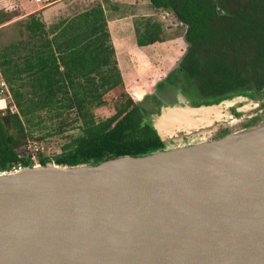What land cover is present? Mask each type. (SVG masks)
Returning a JSON list of instances; mask_svg holds the SVG:
<instances>
[{"label": "water", "instance_id": "water-1", "mask_svg": "<svg viewBox=\"0 0 264 264\" xmlns=\"http://www.w3.org/2000/svg\"><path fill=\"white\" fill-rule=\"evenodd\" d=\"M177 100L151 114L161 150L1 173L0 264H264V114L231 111L260 102Z\"/></svg>", "mask_w": 264, "mask_h": 264}, {"label": "trees", "instance_id": "trees-1", "mask_svg": "<svg viewBox=\"0 0 264 264\" xmlns=\"http://www.w3.org/2000/svg\"><path fill=\"white\" fill-rule=\"evenodd\" d=\"M150 1L184 26V32L174 37L183 36L187 49L178 65L156 83L155 91L138 100L125 90L101 3L49 28L38 13L29 15L25 25L29 38L0 49V66L18 109L0 110V170L31 165L33 155L42 164L80 165L161 150L165 142L151 114L167 104L166 93L180 90L193 105L245 96L259 101L258 110L264 114V0ZM7 12L0 8V25L10 21ZM161 21L150 17L143 27H136L138 45L168 39ZM117 90L125 99L114 114L96 115L95 109L107 105V95ZM42 122L49 125L35 136L36 125ZM228 132L223 127L216 137ZM55 135L66 139L60 153L51 157L40 150L21 155L29 141Z\"/></svg>", "mask_w": 264, "mask_h": 264}, {"label": "rangeland", "instance_id": "rangeland-1", "mask_svg": "<svg viewBox=\"0 0 264 264\" xmlns=\"http://www.w3.org/2000/svg\"><path fill=\"white\" fill-rule=\"evenodd\" d=\"M16 1H17V3L18 2L20 3L21 0H16ZM41 1H43L42 4L44 6H46L52 0H41ZM92 1L99 2V0H92ZM72 2H73V0H72ZM65 4L67 5V4H69V2H66ZM43 5H42V7H43ZM145 5H150L147 0H145ZM12 7L16 8L15 2L12 4L8 0H6V2L4 4H0V8L2 10L8 11L7 13L9 15V19H10V21H7L6 23L0 25V49L10 45L11 43L17 42L18 40H20L22 38H25V39L29 38V32H28V30H26L25 25H26V21L29 20V15L26 13H28L30 11V9H26L23 7H17V10H16L15 8L11 9ZM64 7H65V5H64ZM64 7H62L61 10H59L60 13L57 15L56 19H55V17L53 18V20H52L53 23H55L56 21L60 20L63 17L72 16L74 13H76V11L78 12L79 10H82V9H80L79 5H76L75 9H73V7H71V5L67 6L65 8ZM122 8H123V5H122ZM118 11L120 14L130 13V10H128V9H121L120 8ZM151 12L152 11L150 10V7L148 6V8H147V6H145L143 12H141L142 15L138 17L136 24H138V26L143 27L145 25V21L150 17L157 19L159 21L162 20L161 19V17H162L161 13L163 12L162 10L155 9V11L152 12L154 14H152V15L150 14ZM38 16L41 18L39 13H38ZM161 22H163L164 28H165L166 32L169 34V37H174L175 34H182L185 30L184 26L178 24L177 22L175 25L174 24L170 25V22H166V21H161ZM51 26L52 25H50V27ZM133 34H135V32H133ZM169 37L167 40L172 39ZM167 40H166V42L161 43L160 45H154L152 48H149V51H146L147 53L145 55L141 54V57L136 56V61H137V65H138L137 68L132 66L131 69L128 67L124 68V71L122 69V73L123 72L127 73L125 77L123 76V79L125 78L124 80L126 83L136 81L137 79L140 78L139 76L137 77L136 75L137 74L138 75L144 74V72L142 70L149 68L148 70L155 72L156 75L154 76L153 74H148V76L144 77L143 79L145 80L144 82L151 84L153 80H158L159 78L163 79L175 67V63L178 64L180 62L182 55L186 52L187 43L185 42L184 39H181V38L179 40H177V39L173 40V41L170 40L168 42H167ZM129 59L131 60V58H129ZM127 64L123 62V65H127ZM127 69L128 70L130 69L129 72L127 71ZM147 69H146V73H148ZM134 70L135 71L140 70L139 72H141V73L135 72L136 74H134V73L131 74L130 71H134ZM125 89H126V87H125ZM150 89H151L150 85L147 84V86L144 88V90L141 91L139 94H135L131 90L130 86L126 91L129 93L128 95H130L134 99L138 100V99H140L139 96H141L143 98L146 94L153 93L155 91L154 90L153 92H148V91H150ZM166 95H168V96H166ZM163 97H164L165 103L166 102L170 103L171 101L175 102L176 101L175 99L178 96H175V94L173 92V93H166ZM124 99L125 98H124V94H123L122 90L110 92L107 95V105L96 108L95 114L101 118L108 117V116L114 114L115 106ZM262 110L263 109L258 110V111L252 110L253 112H250L251 114H249V115H246L247 113L244 114L241 117V119H243V123L246 125V123L248 121H250V120L254 119L255 117L263 114ZM46 124L49 125V122H47V123L42 122L41 124L40 123L37 124L34 135L40 136V135L44 134L46 128H44L42 130V126H44ZM223 127H225V125L220 124L213 130V132L218 134V131H221V129ZM205 138H208V135L206 133H202V134L199 133V134H194V135H190V136H182V137H178L174 140L169 141L167 143V145H170V146H180V145H184V144L186 145L189 143L191 144V143L202 141ZM65 141H66V139L63 138L61 135H55L54 137H50V138L46 137L45 140H43V141L36 140V142H38L40 144V146L42 147L43 152L46 155H49L51 157L60 153V148ZM24 154H28V152L26 150V146H23V148H22L21 155L23 156Z\"/></svg>", "mask_w": 264, "mask_h": 264}, {"label": "crops", "instance_id": "crops-1", "mask_svg": "<svg viewBox=\"0 0 264 264\" xmlns=\"http://www.w3.org/2000/svg\"><path fill=\"white\" fill-rule=\"evenodd\" d=\"M8 1L12 4L15 2L16 8L12 7L11 9L15 8L17 10V7H23L26 9H30V11L26 13L28 15L33 14V13H39L41 18L43 19V22L46 24L47 28H49L50 25L54 24L52 22L53 18L55 17L56 19L57 15L60 13L59 10H61V8L64 7V5L65 7L71 5L73 9H75L76 5H79L80 9L82 10H79L78 12L76 11V13H74L72 16L63 17L60 20L56 21L55 23H59L62 20H65V19L68 20L72 17H75L76 15L91 9L94 5L101 3L105 10L106 18L108 21V30L110 33L112 44L114 45V48H115V53H116L115 57L117 58L122 77L123 76L125 77L127 74L124 72L122 73V69L124 71V68H127V67L130 69L132 68V66H134L135 68L138 67L136 56L141 57V54L145 55L147 53L146 51H149V48H152L154 45H160L161 43L166 42V41L156 42V43L144 45V46H140L137 43L136 27L138 26V24H136V21L138 20V17L142 15L141 12H143L145 6H147V8L149 6L152 12L155 11V8L152 7L150 0H147L150 5H145V0H99V2H96V1L94 2L92 0H73V2L72 0H52L46 6L42 4L43 1H37V0H21L20 3L19 2L17 3L16 0H8ZM5 2L6 0H0V4H4ZM66 2H69V4L66 5L65 4ZM122 5H123V8H122ZM120 8L128 9L130 10V13L120 14L118 11ZM152 12L150 13L151 15L154 14ZM133 32H135V34H133ZM180 38L184 39L183 36H178L170 40L171 41L176 40V39L179 40ZM170 40H167V42ZM129 58H131L132 61ZM123 62L126 64L128 63V64L123 65ZM177 65L178 64L175 63V67ZM146 69H143V70L141 69L144 72V74H140V75L137 74L136 76L137 77L139 76L140 78L134 82L126 83L124 80L125 78H124L123 81H124V86L126 87L125 90H127L130 86L131 90L135 94H139L141 91L144 90V88L148 84L150 85V88H151L150 91L148 92H153L155 90L156 83L162 78H159L158 80H153L151 84L144 82L145 80L143 78L147 77L148 74H153L154 76L156 75L155 72L149 71L148 70L149 68L147 69L148 73H146ZM129 70L127 69L128 72ZM139 71L140 70H137V71L134 70L130 72L131 74L133 73L136 74L135 72L141 73ZM139 98L141 99L142 97L139 96Z\"/></svg>", "mask_w": 264, "mask_h": 264}, {"label": "built area", "instance_id": "built-area-1", "mask_svg": "<svg viewBox=\"0 0 264 264\" xmlns=\"http://www.w3.org/2000/svg\"><path fill=\"white\" fill-rule=\"evenodd\" d=\"M37 1H41V0H37ZM161 19L163 21L166 22H170V25H175L177 22V19L174 15L171 14V12H169L168 10H164L161 13ZM175 22V23H174ZM16 105L14 103V99H13V93L11 90V87L5 77L4 71L2 69V67L0 66V110L3 113H6L7 111H11V112H16L18 111V109H16ZM26 150L27 151H31L32 153H36L40 150H42V147L40 146V144L36 141H30L27 145H26ZM32 161H38L36 158V155H33L31 157ZM19 163L18 165L14 166L12 169L10 170H0V174L1 173H9L11 171H15L20 167Z\"/></svg>", "mask_w": 264, "mask_h": 264}, {"label": "flooded vegetation", "instance_id": "flooded-vegetation-1", "mask_svg": "<svg viewBox=\"0 0 264 264\" xmlns=\"http://www.w3.org/2000/svg\"><path fill=\"white\" fill-rule=\"evenodd\" d=\"M179 92H183L184 94H185V92L183 91V90H180ZM178 92V93H179ZM178 93L177 94H175V96H178ZM188 98H189V96L187 95V94H185ZM190 99V98H189ZM176 101L174 102V101H171L170 103H168V102H166L167 104H174V103H176L178 100H177V98L175 99ZM190 103L193 105V103H192V101H191V99H190ZM213 104V103H212ZM201 105V104H200ZM242 105V104H241ZM194 106H198V105H194ZM256 110V109H255ZM231 111L238 117V118H241L244 114L243 113H239V115H237L236 113H235V111L237 112V110H236V107H232L231 108ZM251 112H253V111H251ZM238 113V112H237ZM249 114H251L250 112H248L246 115H249ZM249 122V121H248ZM220 125V124H219ZM226 127V126H225Z\"/></svg>", "mask_w": 264, "mask_h": 264}]
</instances>
